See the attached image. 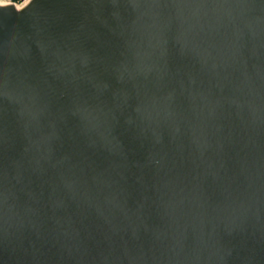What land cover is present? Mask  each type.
Listing matches in <instances>:
<instances>
[{
	"label": "water",
	"instance_id": "obj_1",
	"mask_svg": "<svg viewBox=\"0 0 264 264\" xmlns=\"http://www.w3.org/2000/svg\"><path fill=\"white\" fill-rule=\"evenodd\" d=\"M0 264H264V0L0 5Z\"/></svg>",
	"mask_w": 264,
	"mask_h": 264
},
{
	"label": "rangeland",
	"instance_id": "obj_2",
	"mask_svg": "<svg viewBox=\"0 0 264 264\" xmlns=\"http://www.w3.org/2000/svg\"><path fill=\"white\" fill-rule=\"evenodd\" d=\"M28 0H1L0 2L3 4H11V5H15L16 7H23Z\"/></svg>",
	"mask_w": 264,
	"mask_h": 264
},
{
	"label": "bare ground",
	"instance_id": "obj_3",
	"mask_svg": "<svg viewBox=\"0 0 264 264\" xmlns=\"http://www.w3.org/2000/svg\"><path fill=\"white\" fill-rule=\"evenodd\" d=\"M0 1H1V0H0ZM0 5H7V4H4V3L2 4V3L0 2ZM17 8H20V7H17Z\"/></svg>",
	"mask_w": 264,
	"mask_h": 264
}]
</instances>
